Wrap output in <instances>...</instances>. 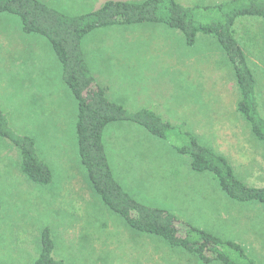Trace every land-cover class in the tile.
I'll return each instance as SVG.
<instances>
[{
	"label": "rangeland",
	"instance_id": "374dc122",
	"mask_svg": "<svg viewBox=\"0 0 264 264\" xmlns=\"http://www.w3.org/2000/svg\"><path fill=\"white\" fill-rule=\"evenodd\" d=\"M224 1L191 6L201 8L209 21L216 11L202 8ZM59 12L78 15L91 7ZM234 29L264 117V23L243 17ZM82 49L95 81L108 88L109 100L130 112L153 110L173 125L164 140L129 122L105 128L109 164L124 191L139 203L243 245L255 264H264V206L229 200L210 173L192 172L188 158L174 150L188 143L184 133L191 132L224 156L239 179L264 187V145L236 111L239 92L216 40L199 33L188 46L179 31L145 23L94 30L82 40ZM0 107L15 133L35 140L52 177L45 186L28 181L19 172L16 150L0 137L1 264H32L46 228L52 257L66 264H203L158 237L132 230L92 192L77 153L76 103L61 79L60 64L45 38L24 34L18 17L3 13ZM106 135L112 136L109 145Z\"/></svg>",
	"mask_w": 264,
	"mask_h": 264
},
{
	"label": "trees",
	"instance_id": "16d2710c",
	"mask_svg": "<svg viewBox=\"0 0 264 264\" xmlns=\"http://www.w3.org/2000/svg\"><path fill=\"white\" fill-rule=\"evenodd\" d=\"M203 10L216 11L205 21L198 6H183L177 0L107 1L98 10L67 16L39 0H0V13L15 15L21 31L45 38L61 68V79L76 103L75 139L78 158L87 173L92 192L113 214L132 230L152 235L172 248L190 253L208 264H255L243 245L224 240L180 220L174 213L137 202L114 178L106 154L105 128L116 122H129L147 133L167 139L173 125L153 110L142 108L130 112L112 102L98 85L85 61L82 40L90 32L110 26L145 23L164 25L179 31L188 46L197 34L212 36L230 65L239 100L236 111L247 123L254 139L264 145V117L259 110L255 79L243 49L235 38L234 25L239 18L258 17L264 23V0H226ZM0 137L7 139L19 156V172L31 183L48 185L51 171L41 158L35 140L15 133L0 107ZM188 143L174 150L188 158L192 172L210 173L220 191L229 200L264 206V187L249 186L236 176L229 161L206 147L191 132L184 133ZM1 209V205H0ZM54 244L48 228L40 235V251L33 264H66L52 257ZM1 264V263H0Z\"/></svg>",
	"mask_w": 264,
	"mask_h": 264
},
{
	"label": "crops",
	"instance_id": "0c3cea01",
	"mask_svg": "<svg viewBox=\"0 0 264 264\" xmlns=\"http://www.w3.org/2000/svg\"><path fill=\"white\" fill-rule=\"evenodd\" d=\"M40 2L46 4L47 6L57 10L58 12L59 11H62V10H70V11H77V10H81L82 8H88V7H91V12L93 11H96L98 10L105 2L107 1H124V2H139V1H142V0H39ZM182 3L184 4H181L183 6H191L193 5L192 3H198V2H202V0H180ZM88 5V6H86ZM62 9V10H61ZM62 13V12H61ZM64 15H67V16H78V15H81V14H78V15H71L69 12H66V13H62ZM85 14V13H84ZM93 32V31H92ZM91 33V32H90ZM89 33V34H90ZM88 35V34H87ZM86 35V36H87ZM85 36V37H86ZM84 50V49H82ZM96 52V51H95ZM84 53V51H83ZM88 53V52H87ZM89 55H91V52L89 51ZM84 57H85V61L89 67V61L87 60V56L86 54L84 53ZM90 69V68H89ZM102 87V85H100ZM104 90H105V93L108 92V88L106 86H103L102 87ZM107 95V94H106ZM116 103V102H115ZM155 112V111H154ZM253 137V136H252ZM254 138V137H253ZM111 139H112V136L111 135H106V139H105V142L106 144L111 142ZM106 147V146H105ZM191 172V171H189ZM190 174V173H189ZM114 175V173H113ZM114 178L116 179V181L119 183L120 180L116 178V176L114 175ZM177 179V178H176ZM121 183V182H120ZM119 183V184H120ZM122 184V183H121ZM120 184L121 187H124ZM247 184V183H246ZM251 186V185H249ZM255 187V186H254ZM254 238V237H253ZM244 247V246H243ZM39 251H40V247H39ZM251 253V252H249ZM254 257L255 255L253 253H251ZM38 257V256H37ZM36 260V259H35ZM34 260V261H35ZM34 263V262H33ZM32 263V264H33Z\"/></svg>",
	"mask_w": 264,
	"mask_h": 264
}]
</instances>
